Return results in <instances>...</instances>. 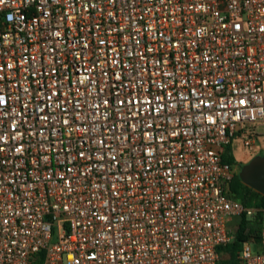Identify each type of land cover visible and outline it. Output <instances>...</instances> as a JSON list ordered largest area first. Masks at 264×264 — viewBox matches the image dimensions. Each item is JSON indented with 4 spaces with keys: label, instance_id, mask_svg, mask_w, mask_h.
<instances>
[{
    "label": "built area",
    "instance_id": "obj_1",
    "mask_svg": "<svg viewBox=\"0 0 264 264\" xmlns=\"http://www.w3.org/2000/svg\"><path fill=\"white\" fill-rule=\"evenodd\" d=\"M260 124L264 0H0V264H219Z\"/></svg>",
    "mask_w": 264,
    "mask_h": 264
},
{
    "label": "trees",
    "instance_id": "obj_2",
    "mask_svg": "<svg viewBox=\"0 0 264 264\" xmlns=\"http://www.w3.org/2000/svg\"><path fill=\"white\" fill-rule=\"evenodd\" d=\"M223 161L232 167L237 164L230 147L226 149ZM228 195L242 202L246 207L258 210L253 218L247 217L245 214L242 215L239 219L238 229L235 232L233 241L220 248L221 260L219 264H239V252L243 243L252 237L256 245L258 243L259 232L264 222V195L244 184L239 177V173L234 176L228 188ZM43 255L41 253L34 264H43Z\"/></svg>",
    "mask_w": 264,
    "mask_h": 264
},
{
    "label": "water",
    "instance_id": "obj_3",
    "mask_svg": "<svg viewBox=\"0 0 264 264\" xmlns=\"http://www.w3.org/2000/svg\"><path fill=\"white\" fill-rule=\"evenodd\" d=\"M239 177L244 184L264 195V156L253 157L241 168Z\"/></svg>",
    "mask_w": 264,
    "mask_h": 264
},
{
    "label": "rangeland",
    "instance_id": "obj_4",
    "mask_svg": "<svg viewBox=\"0 0 264 264\" xmlns=\"http://www.w3.org/2000/svg\"><path fill=\"white\" fill-rule=\"evenodd\" d=\"M254 130L258 133L259 137V150L256 154H262L264 156V124L253 126ZM231 152L233 153L234 157L240 162V164H246L248 163V160H246L249 157V151L243 146V143L236 139L232 146H231ZM241 166V165H240ZM240 166L238 165L236 169V173H239ZM239 224V219H235L231 223L232 229L235 231L237 226Z\"/></svg>",
    "mask_w": 264,
    "mask_h": 264
},
{
    "label": "crops",
    "instance_id": "obj_5",
    "mask_svg": "<svg viewBox=\"0 0 264 264\" xmlns=\"http://www.w3.org/2000/svg\"><path fill=\"white\" fill-rule=\"evenodd\" d=\"M230 148H231V146H230ZM232 153V152H231ZM233 154V153H232ZM255 156V154L254 155H249V157L246 159V160H251L253 157ZM236 162H237V164L235 165V169H237V167H238V165L240 164V162L236 159Z\"/></svg>",
    "mask_w": 264,
    "mask_h": 264
},
{
    "label": "flooded vegetation",
    "instance_id": "obj_6",
    "mask_svg": "<svg viewBox=\"0 0 264 264\" xmlns=\"http://www.w3.org/2000/svg\"><path fill=\"white\" fill-rule=\"evenodd\" d=\"M257 155H262V154H255V156H257ZM255 156H254V157H255ZM262 156H263V155H262ZM249 161H250V160H249ZM249 161H248V162H249ZM246 164H247V163H246ZM246 164H239V166L241 165V166H240V170H241V168H242L244 165H246ZM240 170H239V172H240Z\"/></svg>",
    "mask_w": 264,
    "mask_h": 264
}]
</instances>
